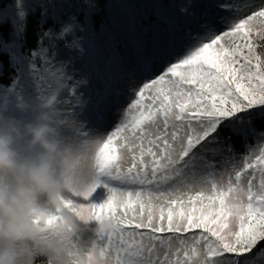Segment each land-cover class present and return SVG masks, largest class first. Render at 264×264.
<instances>
[{"label":"snow or ice","instance_id":"obj_1","mask_svg":"<svg viewBox=\"0 0 264 264\" xmlns=\"http://www.w3.org/2000/svg\"><path fill=\"white\" fill-rule=\"evenodd\" d=\"M64 5L78 6L83 20L79 12H69L58 38H67L65 46L81 56L87 48L95 57L97 0H60L53 4L54 12ZM193 5L199 4L190 0L182 11L201 30L195 33L182 35L180 23L161 21L153 13L159 21L155 27L163 25L166 38H148V28L140 25L137 35L136 23L124 20L133 34L131 68H122L118 54H113L107 69L96 71L104 82L93 105L98 120L104 119L108 98L120 96V81H127L133 97L118 109L121 119L114 131L93 139L76 124L59 121L65 141L91 160L90 168L78 172L66 205L86 219L108 218L117 225L114 234L78 243L105 254L108 264H249L256 251H264V146L257 152L246 145L248 152L240 162L232 148L233 135L245 141L250 133L264 139V129L257 132L254 127L257 121L264 124V58L253 43L255 22L264 23V0H214L205 5L211 11L202 19L188 11ZM29 14L28 0H12L11 8L0 0V44L10 62L23 59L15 49ZM113 25L119 26L115 20ZM5 29L11 43L4 39ZM100 30L114 53L112 33L103 24ZM45 37L54 40L57 35L50 28L41 41ZM184 38L188 43L181 49ZM47 53L48 48L40 50L45 74L56 67ZM136 73L142 81L136 80ZM39 79L51 90L46 75ZM88 82L75 81L73 92ZM17 83L14 79L13 86L5 88L0 111L17 113L25 99H34L23 87L17 91ZM82 97H76V104L83 110L87 101ZM44 98L41 89L35 99ZM20 114L22 119L30 115ZM222 151L232 159L217 167L209 157Z\"/></svg>","mask_w":264,"mask_h":264},{"label":"clouds","instance_id":"obj_2","mask_svg":"<svg viewBox=\"0 0 264 264\" xmlns=\"http://www.w3.org/2000/svg\"><path fill=\"white\" fill-rule=\"evenodd\" d=\"M46 78V98L17 108L30 119L0 111V264H108L105 254L78 241L114 234L115 221L86 219L65 203L78 172L91 167L65 141L58 119L67 64L59 62Z\"/></svg>","mask_w":264,"mask_h":264},{"label":"rangeland","instance_id":"obj_3","mask_svg":"<svg viewBox=\"0 0 264 264\" xmlns=\"http://www.w3.org/2000/svg\"><path fill=\"white\" fill-rule=\"evenodd\" d=\"M117 1V0H115ZM119 1V9L122 10V16L124 20L126 18H130L136 23V34H141L138 32L137 27H138V21L136 18L130 15V11L126 10L125 7H130L135 10V12H139L140 10L134 5H130L128 2L125 0H118ZM160 3V9L157 15L161 18V20H171V18L168 17V15L165 14L163 9H165V4L162 0H158ZM177 2V5L174 3L172 4L173 7V13H176L174 18H178V23L182 25V35L183 33L191 30L193 33L197 31H201L194 22H192L191 18L187 16V14L183 11L182 13H179L178 10L179 8H185L186 5L190 2V0H174V2ZM192 2L198 3L199 5H193V8L195 9H188V11H195L198 16H201V19L203 18V13L205 12H210L211 10L206 8L205 5L214 2V0H192ZM258 2V0H256ZM147 3L146 0H141V6H145ZM64 12L63 9H58L53 14V17L56 20H60L61 14ZM144 14H148V11H145ZM57 16H59V19H57ZM126 28L127 24L124 23ZM158 24V22H156ZM163 28V25H161V28L158 29L157 33L155 34V37L159 39H165L166 35L165 33L161 30ZM128 29V28H127ZM259 32L261 35H255V33ZM54 35H57L56 39H50V42L48 46L44 48H48V53L46 54L48 58L53 59L56 65L59 62H65L68 66V74L69 77H72V79H67L65 88L61 94V100L64 101L63 104H60V113H59V120H64L67 124H76L79 127V130L81 133H86L89 137L96 139V138H101L104 136H107L110 134L112 131L115 130L116 125L119 123L121 119V115L118 113V109H121L122 107H127L128 103L131 102V97L127 91V81H120L117 85V87L120 89L121 94L118 98L114 97H109L108 101L106 103V108H105V113H104V119L103 120H98L96 118L95 112L93 110V105L95 102L91 103L86 110H79L76 105V96L78 93V86H76L75 92H73V87L75 85V81H78L80 79V76H82L81 73V68L79 64L82 63L83 66H87L92 68L93 70L95 69L96 66L103 64V55L101 51V47L96 44L98 53L95 57H91L89 60L85 62H77L75 57L72 55V50L70 48H67L65 44H60V39L58 38V32L55 31L53 33ZM132 33H129L128 30L125 32H121L120 34L117 35L116 37V42H117V51L118 54L122 58L121 66L122 68L125 69H130L132 66V61H133V50L130 45V39L132 37ZM188 43L187 39L184 38L181 41V49L183 48V45ZM253 43L256 46V52L259 54L262 58H264V23H261L259 21L255 22L254 27H253ZM18 53V52H17ZM53 53H55V56L53 57ZM20 57H23V59H17L16 61H13V65L18 68V72H21L23 69L25 77L22 78L18 83L17 87H26L27 84H31L34 86L35 91L39 89V95L41 89L45 90V94L47 95L50 93L51 90H47V85L44 83V81L39 79V75H46L43 72L42 67H46L44 57L40 55L35 56L34 61H29V59L24 55V54H19ZM110 59V57H109ZM39 60V61H38ZM34 62V63H32ZM36 62H41L42 66H39L38 63ZM1 65V64H0ZM34 65V70L33 66ZM115 70V69H114ZM3 74L0 73V76ZM136 80L138 82L142 81L143 77L139 74L136 73ZM26 78V79H25ZM28 81V83L26 82ZM39 80V84H37V81ZM5 88L0 85V99H2L4 95ZM19 91V90H18ZM35 93L32 94V97L35 98ZM15 116H19L16 114ZM31 114L25 118V119H30ZM257 130V129H256ZM257 132H259L257 130ZM230 134V133H229ZM228 131L226 130L224 135L227 136L229 135ZM233 138V137H232ZM250 140L253 142L247 141L246 143H243L244 146L243 148H238L237 145L233 144L232 139V148L235 153V157L237 162H240L242 157L247 154L248 152V147L255 151H259V149L264 146V139L259 137L258 135L255 134H249L247 136ZM246 145L248 147H246ZM227 147V146H225ZM237 147V148H236ZM210 160H213L217 164V167H220V163L224 160H230L232 159V154L227 152V151H222L220 154H218L216 157H209ZM102 190H98V193ZM106 198V196L104 197ZM98 204L103 202L102 200H97L96 201ZM199 231V230H196ZM94 237L92 234H87L84 239H90ZM249 264H264V251H256L254 255H252Z\"/></svg>","mask_w":264,"mask_h":264},{"label":"trees","instance_id":"obj_4","mask_svg":"<svg viewBox=\"0 0 264 264\" xmlns=\"http://www.w3.org/2000/svg\"><path fill=\"white\" fill-rule=\"evenodd\" d=\"M125 1L128 2L130 5L136 6V8L140 7L138 8L140 10L139 12H135L132 6L125 7L126 10L130 11V15L136 18V20L138 21V27H137L138 32L141 33L140 25H143L145 28L149 29L148 33L146 34L147 37L148 38L155 37V34L158 31V28H156L155 25H156V22L159 23V21L156 20V17L154 14L157 15L159 10L160 9L162 10V8H160L159 1L158 0H146L147 3L145 6H141L142 5L141 0H125ZM162 1L165 4V9H163L165 14L168 15V17L171 18V20H174L177 22L178 18H174L176 13H173L174 10L172 7V4L174 3L175 5H177V2L176 1L174 2V0H162ZM5 2L8 4L9 8H11L12 0H5ZM59 3H60V0H28V4L30 6V14L28 17L26 31L24 33V36L22 39L17 41V43L20 46L16 48L15 51L18 52V54H24L29 59V61L30 60L34 61L35 57L32 56V53L36 52L38 55L40 53V50L48 46L50 42V39L47 37L43 38V40L41 41V36L43 32H47L50 28L53 30V33L55 31L59 32L62 22L67 20V16L69 12H73V11L79 12L80 19L83 20V12H80L79 7L76 5H74L72 8H68L67 5H64L63 6L64 12L61 14L60 20H56L53 17V14L56 11H58V9L60 8H57L56 11L54 12L52 6L53 4L59 5ZM97 3L99 5V13L93 17V20H94L93 28L95 29L94 39H95V44L101 47V51H102L101 53L104 56L103 57L104 60H103V64L96 66L94 70L87 66L82 67V63L79 64L81 68V73H82V76H80L79 80L88 78V81H89L87 86L79 85L77 88L78 89L77 96L83 93L82 99L87 101V104L83 106V110H86L91 103L96 102V93L98 91H102L104 88V82L101 78L97 77L96 71L99 70L101 72H104L107 69L109 57L113 54H118V51L116 50L117 49V42H116L117 35L120 34L121 32H125L128 30L124 24L122 10L118 8L120 4L118 0L117 1L97 0ZM45 9H47V11H45ZM182 9L183 8H179L178 12L182 13L183 12ZM145 11H148V18L146 20L143 19V14ZM42 19L44 20L43 24H41ZM113 20L117 21L119 25L118 27L113 25ZM161 21H164V20H161ZM102 24L106 29H108V31L112 33V37H113L112 45H113L114 53H110L108 50V42L106 40V37L101 33V30H100ZM80 35L81 37L84 36L83 33H81ZM4 39L8 40V42L11 43L12 38L8 35L7 29H5ZM66 40L67 38L63 40L60 39V44L62 45L65 44ZM82 46L84 45L82 44ZM71 50H72V55L75 57V59L79 63L85 62L91 58L87 54V48L85 49V55L83 56H81L78 50L76 49H71ZM118 58L121 63L122 58L119 54H118ZM36 63H38L39 66H42L41 62H36ZM0 64L3 66V71H2L3 74L0 76V85H2L4 88H11L13 86L14 79L19 82L22 79L20 78L21 77L20 75H22V77H25L23 69L21 70V72H18L19 71L18 68L13 65V62H10L9 56L6 52H4L2 44H0ZM42 68L44 69V67ZM40 76H41V73L38 77ZM26 82L28 83L27 80ZM37 84H39V80L37 81ZM20 88L22 87L16 86L17 91L20 90ZM23 88L26 89L27 95L32 97V94L35 93L36 94L35 97L39 96V93H38L39 89L35 91V88L33 85L27 84L26 87L23 86ZM36 100L37 99L35 98L32 99V101H36ZM77 108L83 111L81 106L77 105ZM16 114L19 115L18 117L21 116L19 112L11 113L10 115H16ZM254 127L258 131H260L261 129H264V124H261V122L257 121ZM232 137H233L232 139H234L233 144H235V146L237 145V147L241 149L244 146L243 143H246L247 141L253 142L249 138H247V140L245 141L240 136L233 135Z\"/></svg>","mask_w":264,"mask_h":264}]
</instances>
